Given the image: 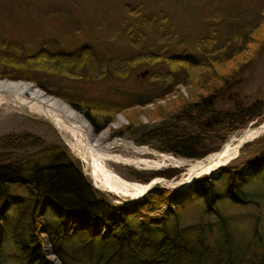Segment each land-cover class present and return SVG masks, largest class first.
<instances>
[{"label": "trees", "instance_id": "16d2710c", "mask_svg": "<svg viewBox=\"0 0 264 264\" xmlns=\"http://www.w3.org/2000/svg\"><path fill=\"white\" fill-rule=\"evenodd\" d=\"M249 24L243 26L233 18L230 38L221 43L210 25L196 41V59L131 55L124 61L129 68L139 63L165 66L162 72L149 75L159 94L130 106L155 104L152 114L158 123L137 134L142 124L130 121L112 130L110 139H133L136 146L152 145L160 153L203 160L218 151L232 133L247 128L252 121L260 124L263 100L250 99L241 90L245 73L264 51V8ZM2 43L0 81L35 84L81 114L95 133L126 111L113 103L72 98L36 80L39 70L65 73L66 62L71 63L75 54L58 56L40 50L19 55L4 50ZM91 54L89 48L77 53L78 57ZM57 60L61 65L55 67ZM103 73L125 77L114 70ZM181 86L191 89V101L175 102L170 107L158 104ZM127 170L139 182L157 176L152 173L142 181L135 170ZM259 171H264V142L258 143L247 160L220 168L217 180L206 175L179 192L157 188L144 198L115 208L108 196L90 185L65 145L46 142L28 131L10 133L0 138V264L7 230L21 252V264H53L44 256V242L60 264H264L262 237L252 233L245 244L237 245L233 218L222 208L224 202L260 208L263 198L246 187ZM197 204L201 219L188 222L183 213Z\"/></svg>", "mask_w": 264, "mask_h": 264}, {"label": "rangeland", "instance_id": "374dc122", "mask_svg": "<svg viewBox=\"0 0 264 264\" xmlns=\"http://www.w3.org/2000/svg\"><path fill=\"white\" fill-rule=\"evenodd\" d=\"M263 8L264 0H0V42H3L4 50L19 55L34 54L40 50L58 56L75 54L71 63L66 62L65 73L59 70H39L35 73L36 80L58 88L60 93L75 99L97 100L126 107L125 112L117 114L112 123L99 133H95L89 122L80 115L95 136L102 134L101 142L106 147L103 153L107 155L104 166L128 182L150 185L156 179H181L187 172V165L202 160H189L160 153L152 145L136 146L133 139H110L112 130L129 125L130 121L142 124L137 134L158 123V119L152 114L156 109L155 104L138 106V109L130 106L138 99L159 94L157 85L149 75L153 71L162 72L165 66L157 62L154 65L139 63L136 67L129 68L124 61L134 54L183 55L196 59V41L207 32L210 25H213L215 37L221 43L230 38L233 18L239 20L243 26H248ZM81 48H89L91 56L78 57L77 53ZM56 65H61V61L57 60L54 63L55 67ZM103 70L125 73V77H115L114 73L105 74ZM145 71L147 73L140 76ZM241 92L250 99L261 98L264 103V51L245 73ZM182 101H191V89L186 86L172 90L158 104L170 107L171 104H181ZM255 123L256 121H252L247 128L232 133L225 142H230L245 130L264 123V114L261 123ZM54 127L59 131L51 121L29 108L11 101L0 102V138L14 132L28 131L42 137L46 142H60L66 146L71 158L78 162L90 185L103 196H108L113 205L132 200L129 195L114 194L98 188L89 167L69 143L72 138L60 131L69 147L60 139ZM262 142L264 134L244 143L237 156L220 167L247 160L258 147V143ZM219 151L218 149L209 154L203 160ZM127 168L135 170L142 181L147 180L152 173L157 176L149 181L139 182L128 174ZM246 171L253 174L249 168ZM213 173L218 176L217 172H212L193 182L206 175L212 177L210 174ZM246 185L263 198L260 208L222 203L223 211L233 218L232 234L240 246L245 244L248 235L252 233L260 235L264 242V171L255 173ZM153 187L152 191L157 188L170 192L182 190L158 183ZM199 207L198 204L187 207L183 217L188 222H197L201 219ZM9 233L7 230L2 244V264H21V252L11 242ZM48 250L44 242V256L51 262Z\"/></svg>", "mask_w": 264, "mask_h": 264}, {"label": "bare ground", "instance_id": "6f19581e", "mask_svg": "<svg viewBox=\"0 0 264 264\" xmlns=\"http://www.w3.org/2000/svg\"><path fill=\"white\" fill-rule=\"evenodd\" d=\"M11 101L16 105L29 108L51 121L63 134H68L72 140V148L80 155L91 171L95 185L103 191L114 194L129 195L132 200L142 196L152 184H162L173 189H185L198 177L214 172L220 166L233 160L239 148L246 142L264 134V123L252 127L239 136L234 137L225 145L223 152L210 155L206 160L187 165L186 174L178 180L167 181L156 179L150 185H140L128 182L108 170L104 166L107 155L103 153L100 136H95L86 120L61 100L49 96L32 83L21 81H0V102ZM167 160V159H166ZM156 183V184H155ZM151 185V186H152ZM154 187H152V190ZM58 264L54 256H50Z\"/></svg>", "mask_w": 264, "mask_h": 264}, {"label": "water", "instance_id": "95a60500", "mask_svg": "<svg viewBox=\"0 0 264 264\" xmlns=\"http://www.w3.org/2000/svg\"><path fill=\"white\" fill-rule=\"evenodd\" d=\"M145 73H147L146 71L144 72V73H142V74H140V76H143ZM19 106H23V105H19ZM55 128V127H54ZM55 130L57 131V134H58V136L60 137V139L63 141V142H65L68 146H69V143H68V141L65 139V137H64V135L60 132V131H58L56 128H55ZM227 143H229V142H225L223 145H221V147L219 148V152H223L224 150H225V145L227 144ZM70 147V146H69ZM219 168H221V167H219ZM219 168H217V169H219ZM217 169H215L214 170V172L216 173L217 172ZM210 175H212V177L213 178H217L218 176H217V174H210ZM152 185V184H151ZM149 186V188L144 192V194L142 195V196H140L139 198H137V199H135V200H129L127 203H120V204H118V203H115L114 204V207L115 208H118L119 207V205H129V204H131V203H133L134 201H137V200H139V199H141V198H144L147 194H149L151 191H152V187H153V185L152 186ZM185 189H187V187L185 188ZM46 246H48V253H49V255L50 256H54L53 255V253H52V251H51V249H50V246H49V244L46 242ZM55 257V256H54ZM55 259L57 260V258L55 257ZM58 261V260H57ZM51 262H53L52 260H51ZM53 264H54V262H53ZM58 264H60V262L58 261Z\"/></svg>", "mask_w": 264, "mask_h": 264}]
</instances>
